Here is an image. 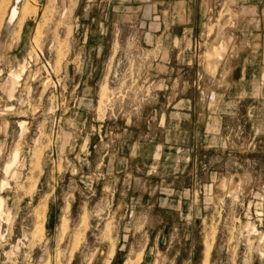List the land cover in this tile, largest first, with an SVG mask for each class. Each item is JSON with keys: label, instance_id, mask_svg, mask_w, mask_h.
<instances>
[{"label": "clouds", "instance_id": "9594fccd", "mask_svg": "<svg viewBox=\"0 0 264 264\" xmlns=\"http://www.w3.org/2000/svg\"><path fill=\"white\" fill-rule=\"evenodd\" d=\"M0 264H264V0H0Z\"/></svg>", "mask_w": 264, "mask_h": 264}, {"label": "rangeland", "instance_id": "374dc122", "mask_svg": "<svg viewBox=\"0 0 264 264\" xmlns=\"http://www.w3.org/2000/svg\"><path fill=\"white\" fill-rule=\"evenodd\" d=\"M42 2H44V0H42ZM38 15H43V11L40 10L38 12ZM93 18H95V17H93ZM81 23L87 25V24H90L91 23V20H89V21L81 20ZM29 27H31L35 31L36 25H35L34 22L29 21L28 25H26L25 26V29H24V36H25V38L27 37V30H28ZM45 55H46V53H45ZM58 214H59L58 213V210H55V209L48 214V224L46 225V227H48V228H54L55 221H56V217L58 216ZM170 229H171L170 223L169 224H166L165 225V234H167L170 231ZM202 251H203V249L201 248V252Z\"/></svg>", "mask_w": 264, "mask_h": 264}]
</instances>
